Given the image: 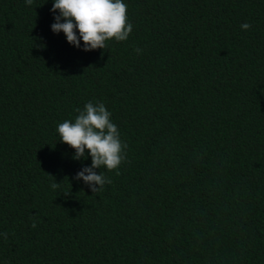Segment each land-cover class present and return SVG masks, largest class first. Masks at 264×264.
<instances>
[{"label": "trees", "instance_id": "obj_1", "mask_svg": "<svg viewBox=\"0 0 264 264\" xmlns=\"http://www.w3.org/2000/svg\"><path fill=\"white\" fill-rule=\"evenodd\" d=\"M124 3L84 52L0 0V264H264V0ZM89 101L127 144L94 193L56 131Z\"/></svg>", "mask_w": 264, "mask_h": 264}, {"label": "clouds", "instance_id": "obj_2", "mask_svg": "<svg viewBox=\"0 0 264 264\" xmlns=\"http://www.w3.org/2000/svg\"><path fill=\"white\" fill-rule=\"evenodd\" d=\"M27 6L33 0H24ZM51 12H58L51 25L53 33L63 32L67 43L89 52L104 50L108 41H126L133 30L127 17V4L124 0H52ZM63 20V23H61ZM251 25L244 23L241 29L247 31ZM78 33V35H77ZM137 53L141 50L136 49ZM75 120H64L56 129L59 141L74 150L73 160L91 157V165L83 167L73 179L83 181L92 193L103 190L111 180L103 171L116 170L125 160L127 144L120 138V131L111 119V113L104 103L89 101L83 110L77 109ZM119 175V172L116 173ZM60 183L51 185L58 188ZM32 227H36L33 223Z\"/></svg>", "mask_w": 264, "mask_h": 264}]
</instances>
